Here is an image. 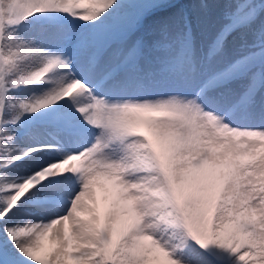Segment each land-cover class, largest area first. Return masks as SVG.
Returning a JSON list of instances; mask_svg holds the SVG:
<instances>
[{"label": "snow or ice", "instance_id": "1", "mask_svg": "<svg viewBox=\"0 0 264 264\" xmlns=\"http://www.w3.org/2000/svg\"><path fill=\"white\" fill-rule=\"evenodd\" d=\"M0 264H264V0H0Z\"/></svg>", "mask_w": 264, "mask_h": 264}, {"label": "rangeland", "instance_id": "2", "mask_svg": "<svg viewBox=\"0 0 264 264\" xmlns=\"http://www.w3.org/2000/svg\"><path fill=\"white\" fill-rule=\"evenodd\" d=\"M182 6H191L196 3V0H177ZM96 194L98 198H101V203H103L102 197L105 195L104 190L98 185L96 188Z\"/></svg>", "mask_w": 264, "mask_h": 264}, {"label": "trees", "instance_id": "3", "mask_svg": "<svg viewBox=\"0 0 264 264\" xmlns=\"http://www.w3.org/2000/svg\"><path fill=\"white\" fill-rule=\"evenodd\" d=\"M177 3H178L179 6H182V4L180 5V3L178 1H177Z\"/></svg>", "mask_w": 264, "mask_h": 264}]
</instances>
